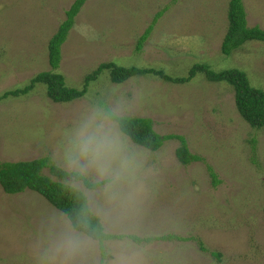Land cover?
Instances as JSON below:
<instances>
[{"label":"rangeland","instance_id":"374dc122","mask_svg":"<svg viewBox=\"0 0 264 264\" xmlns=\"http://www.w3.org/2000/svg\"><path fill=\"white\" fill-rule=\"evenodd\" d=\"M74 1L0 0V96L51 70L49 43ZM230 1L88 0L62 46L58 73L69 87L82 89L102 63L163 70L172 77L207 64L216 72L243 71L252 87L264 91V42H247L230 56L221 52ZM244 5L249 27L264 30V0ZM167 6L137 52L140 36ZM101 111L151 118L158 133L184 136L190 151L204 159L184 166L176 157L179 141L152 152L115 123L135 163L118 195L112 198L104 185L89 190L69 181L86 194L105 231L195 238L207 252L197 240L124 239L107 241L102 259L99 243L74 230L43 196L31 190L10 195L0 185V264H264V127L253 128L241 117L228 83L199 74L185 85L153 75L115 84L104 72L71 103L53 102L39 84L26 96L0 102V162L50 157L68 172L103 181L93 170L82 172L66 161L74 128ZM207 166L216 172L217 186ZM69 236L81 243L66 255L60 245Z\"/></svg>","mask_w":264,"mask_h":264},{"label":"trees","instance_id":"16d2710c","mask_svg":"<svg viewBox=\"0 0 264 264\" xmlns=\"http://www.w3.org/2000/svg\"><path fill=\"white\" fill-rule=\"evenodd\" d=\"M88 0H75L66 12V19L59 26L49 43V64L51 70L43 71L34 76L28 85L23 88L4 92L0 96V102L10 98H20L33 92L37 85L46 86L47 96L56 103H71L82 99L89 90L90 84L96 81L101 74L108 72L111 81L122 84L134 77L153 75L165 82L185 85L191 82L197 75L204 74L206 79L213 83L225 82L231 85L235 93V103L241 117L253 128L264 127V91L251 86L245 72L231 69L216 72L207 64L194 65L187 76L172 77L163 70L123 67L114 62L102 63L95 71L87 75L82 89L72 88L66 84L65 77L58 73L62 60V46L75 25L76 17L81 12ZM245 0H231L228 11V30L221 46V52L225 56L242 48L247 42H264V30L259 26L249 27ZM169 7L158 12L151 24L140 36L137 52H140L150 38L155 26L164 16ZM111 119L118 125L120 131L129 137L138 146L152 152L159 151L166 142L177 140L180 146L176 150V157L184 166L203 162L204 159L190 151L187 139L182 135H162L155 130L154 121L146 117L117 116L107 112ZM212 179V184L217 186L220 181L214 169L207 166ZM49 174L46 175L45 171ZM82 182L89 190H96L105 184V181L91 182L80 172L66 171L54 164L50 157L38 158L32 161L0 162V185L3 191L10 195H16L31 190L43 196L53 207L64 213L77 232L99 243L102 259H105L104 245L109 240L128 239L136 244L150 243L153 241L177 240L191 241L195 238L180 236H163L156 238H140L136 235H114L105 231L100 217L95 215L89 206L86 194L73 186L69 181ZM198 241V240H197ZM199 242V241H198ZM201 245V250L207 252ZM212 256L220 258V254L211 252Z\"/></svg>","mask_w":264,"mask_h":264},{"label":"clouds","instance_id":"9594fccd","mask_svg":"<svg viewBox=\"0 0 264 264\" xmlns=\"http://www.w3.org/2000/svg\"><path fill=\"white\" fill-rule=\"evenodd\" d=\"M66 161L79 170H93L105 181V191L115 198L118 186L129 179L135 163L124 137L107 112L94 113L81 121L73 130ZM81 241L69 236L60 249L66 254L78 250Z\"/></svg>","mask_w":264,"mask_h":264}]
</instances>
